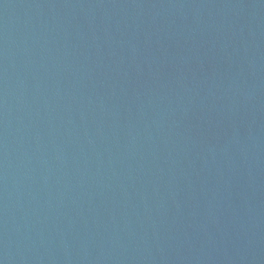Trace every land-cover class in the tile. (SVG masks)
Instances as JSON below:
<instances>
[{"label": "water", "instance_id": "95a60500", "mask_svg": "<svg viewBox=\"0 0 264 264\" xmlns=\"http://www.w3.org/2000/svg\"><path fill=\"white\" fill-rule=\"evenodd\" d=\"M0 264H264V0H0Z\"/></svg>", "mask_w": 264, "mask_h": 264}]
</instances>
